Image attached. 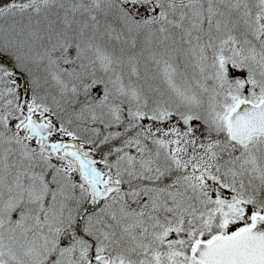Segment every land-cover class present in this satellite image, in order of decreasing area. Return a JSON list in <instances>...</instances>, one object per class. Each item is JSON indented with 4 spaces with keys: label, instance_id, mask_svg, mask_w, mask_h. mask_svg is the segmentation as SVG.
Returning <instances> with one entry per match:
<instances>
[{
    "label": "snow or ice",
    "instance_id": "6c2138e0",
    "mask_svg": "<svg viewBox=\"0 0 264 264\" xmlns=\"http://www.w3.org/2000/svg\"><path fill=\"white\" fill-rule=\"evenodd\" d=\"M0 264H264V0H0Z\"/></svg>",
    "mask_w": 264,
    "mask_h": 264
}]
</instances>
